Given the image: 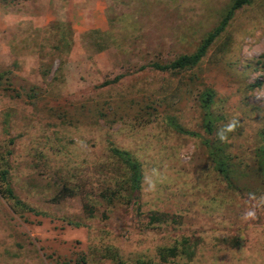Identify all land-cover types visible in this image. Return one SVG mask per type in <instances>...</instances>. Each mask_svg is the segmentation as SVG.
<instances>
[{"label": "rangeland", "instance_id": "1", "mask_svg": "<svg viewBox=\"0 0 264 264\" xmlns=\"http://www.w3.org/2000/svg\"><path fill=\"white\" fill-rule=\"evenodd\" d=\"M232 2L0 0V165L35 209L0 190V264H264V0L197 65L152 66L195 51ZM113 147L140 162L138 190Z\"/></svg>", "mask_w": 264, "mask_h": 264}, {"label": "trees", "instance_id": "2", "mask_svg": "<svg viewBox=\"0 0 264 264\" xmlns=\"http://www.w3.org/2000/svg\"><path fill=\"white\" fill-rule=\"evenodd\" d=\"M251 1L252 0H233L231 6L224 14L220 23L213 30H211L206 34L205 38L201 41L199 46L192 53L181 54L168 63L154 62L152 66L159 70H176V69L190 68L197 65L200 62V60L203 58V56L206 54L209 46L212 44L215 38L224 30L229 20L233 17L235 10L240 8L244 4L250 3ZM68 43L69 42L67 41V44ZM214 95H215L214 90L211 88H207L201 93L200 96L202 108L204 111L203 126L208 133H213L215 129V118L211 111ZM177 128L179 131L182 132H190L181 126H178ZM11 141H13V139ZM204 142L208 146L210 150V154L212 155L213 159L216 161L217 168L219 169L221 174L224 175V177L228 178L229 175L231 174V164L229 158L227 159V155L220 148V145H215L211 143L208 139H205ZM112 151L116 155L121 157V159L128 167L129 187L131 188V190H138L140 188L141 179L143 178V172L140 162L135 158H133L130 155V153L126 150L113 147ZM8 153L10 154L11 151H8ZM260 153L263 154L262 158L264 159V146L261 147ZM261 165L264 171V161L261 163ZM0 186H1L0 190L3 193V195L10 198L15 205H18L28 210H33V211L35 210L32 206H30L22 199H20L19 196L16 194L15 190L13 189L10 181V170L7 161L3 162V165H0ZM60 192L59 193L61 194V196H67V195L72 196L75 193V191L68 186H63ZM106 194L109 195L108 198L111 201L115 193L108 192ZM57 199H59V195L57 196ZM152 218L154 221L161 220L160 218L157 217H152ZM167 250L170 255H174L177 253V248L174 246L169 247Z\"/></svg>", "mask_w": 264, "mask_h": 264}]
</instances>
